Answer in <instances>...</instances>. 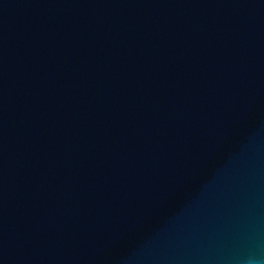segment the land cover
<instances>
[{
  "label": "water",
  "instance_id": "water-1",
  "mask_svg": "<svg viewBox=\"0 0 264 264\" xmlns=\"http://www.w3.org/2000/svg\"><path fill=\"white\" fill-rule=\"evenodd\" d=\"M0 264H264V0H0Z\"/></svg>",
  "mask_w": 264,
  "mask_h": 264
}]
</instances>
